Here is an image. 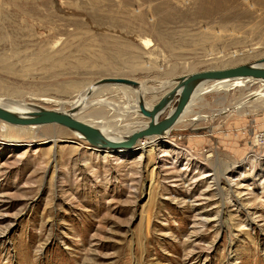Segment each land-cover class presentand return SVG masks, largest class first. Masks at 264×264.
I'll list each match as a JSON object with an SVG mask.
<instances>
[{
    "label": "rangeland",
    "instance_id": "rangeland-1",
    "mask_svg": "<svg viewBox=\"0 0 264 264\" xmlns=\"http://www.w3.org/2000/svg\"><path fill=\"white\" fill-rule=\"evenodd\" d=\"M0 54L16 67L0 70L7 107L76 100L79 118L115 124L119 101L153 105L175 78L263 57L264 0H0ZM107 78L127 84L85 95ZM232 83L203 86L145 154L0 121V264H264V83ZM133 115L103 129L127 135Z\"/></svg>",
    "mask_w": 264,
    "mask_h": 264
},
{
    "label": "water",
    "instance_id": "water-1",
    "mask_svg": "<svg viewBox=\"0 0 264 264\" xmlns=\"http://www.w3.org/2000/svg\"><path fill=\"white\" fill-rule=\"evenodd\" d=\"M262 62H264V56L257 58L252 62L236 64L223 68H209L194 71L181 76L178 82L173 85L172 88L163 93L150 109L146 110L143 108L142 104H140L143 116L149 119L148 123L143 127L132 131L127 139H108L96 126L91 123L74 118L68 113L52 109H43L39 111H31L29 113H25L24 115H16L0 106V120L17 126L58 124L78 132L91 145L98 144L110 148L123 147L131 149L139 142L140 139L160 135L171 127L176 122L184 107L190 102V98L193 96L192 94L196 92V86L201 81H216L249 77L264 83V66L260 65ZM174 100L176 101V104L173 111L160 120L156 119V114H158L157 117L160 116L165 111L167 106Z\"/></svg>",
    "mask_w": 264,
    "mask_h": 264
},
{
    "label": "bare ground",
    "instance_id": "bare-ground-1",
    "mask_svg": "<svg viewBox=\"0 0 264 264\" xmlns=\"http://www.w3.org/2000/svg\"><path fill=\"white\" fill-rule=\"evenodd\" d=\"M42 51V50H41ZM19 53V52H18ZM56 53V52H55ZM104 53V52H103ZM17 54V52H15L14 53V55L15 56H17L16 55ZM41 55V54H40ZM13 56V55H12ZM47 56V55H46ZM52 55H50V57H51ZM54 57V56H53ZM121 57V56H120ZM10 57H7V56H5V55H3V54H0V70L1 71H3V72H11V73H13L15 70H16V67H15V65L13 64V63H10V62H8V59H9ZM43 58V57H42ZM42 58H40V59H42ZM45 58V57H44ZM38 59V58H37ZM48 59V58H47ZM52 59V58H51ZM34 60V59H33ZM39 60V59H38ZM53 60V59H52ZM29 61H31V60H29ZM40 61V60H39ZM42 61V60H41ZM49 61V60H48ZM52 63V62H51ZM31 64V63H30ZM38 64V63H37ZM40 64V63H39ZM55 64V63H54ZM56 65V64H55ZM260 65H262V66H264V62H262V63H260ZM31 66V65H30ZM25 67V66H24ZM41 67H43V66H41ZM40 67V68H41ZM58 67V66H57ZM29 66L28 67H25V68H23V69H21L20 71H25V70H27V71H29ZM44 69V68H43ZM46 69V68H45ZM48 69V68H47ZM50 69H51V67H50ZM185 75H187V74H185ZM180 78V77H179ZM179 78H175L173 81H172V83H171V81H169L168 82V84L169 83H171V84H176L177 82H178V80H179ZM123 78H107V79H102V80H100L99 82H96V83H94L93 85H91V86H89V87H87V89H86V91H85V95H89L90 94V96H91V94L93 93V91L96 89V87H99V88H101V86H105V85H110V84H115V85H125V84H127V83H124L123 82V80H122ZM249 80H254V81H258V80H256V79H254V78H249V77H247V78H235V79H225V80H216V81H201L197 86H196V88H195V91L196 92H194L192 95V98H190V102L188 103V105H186L185 107H184V109L181 111V113H180V115H179V117L177 118V120H176V122L171 126V127H169L167 130H165L162 134H160V135H155V136H151V137H149V138H144V139H140L139 140V142L138 143H136L131 149H127V148H123V147H117V148H110V147H104V146H101V145H98V144H93V145H91V148H93V149H95V150H99V149H101V150H103V151H105V152H110V151H114L115 150V152H117L119 155H127V154H129L130 153V151L129 150H141V152L142 153H144L145 151H146V148L148 147V146H150L151 148H154V147H156L158 144L160 145V142H167L166 140L169 138V137H171V134H172V132L171 131H173V129L177 126V124L178 123H180L181 121H184V116H185V114L188 112V110L192 107V105L191 104H193L192 102L195 100V98H196V95H197V97L198 96H200L201 94H202V92L203 93H205V92H209V91H212V90H218V89H220V88H227L229 85H233L234 83H232V82H235V84H239V83H246V82H248ZM212 83H217L216 85V87L214 86V87H211L210 89H202V92H201V88L203 87V86H205V85H208V84H212ZM75 86H76V84H74ZM73 86V85H72ZM111 87V86H110ZM105 88V87H104ZM214 88V89H213ZM117 89V88H116ZM155 90V89H154ZM119 92V91H118ZM260 94V93H259ZM85 95H84V97H85ZM89 96V97H90ZM113 96V95H112ZM138 96V99H136V101H133L132 102V100H128V102H126V103H122V101H119V105H121V110L118 112H116V114H115V112H114V117H119L120 118V120L119 121H116V123L114 124L112 121H109V120H107V122H99V123H93V122H89V121H86V120H84V119H81V118H79V116L76 114L77 112L76 111H78V110H80V109H77V107L79 106L78 104H79V102L78 103H76L75 104V101L76 100H74V101H72L71 102V109H69V110H56V109H54V110H56V111H60V112H63V113H68L70 116H72V117H74V118H77V119H80V120H84V121H86V122H88V123H91L92 125H94V126H96L108 139H111V140H122V139H127L128 137H129V135H130V133L132 132V131H134V130H137L138 128H141V127H143L144 125H146L147 123H148V118L147 119H145V118H142V117H145V116H143V114H142V111H141V107H140V104H142V106H143V108H145L146 110H148V109H150L151 107H152V105H150V104H148V102L146 101L145 102V99H144V96L143 95H137ZM175 98H177V97H175ZM87 99V98H86ZM109 100V99H108ZM97 101V100H96ZM84 102V101H83ZM91 102V101H90ZM105 102V101H104ZM85 103V102H84ZM99 103H103L102 101H99ZM110 103V102H109ZM5 104H7V103H3L2 102V99L0 98V106L2 107V108H5V109H7L8 111H10V112H12V113H14V114H16V115H24L25 113H29V112H31V111H39V110H43V109H46V108H41V107H26V108H24L23 107V103L22 102H19V101H17V105H22V107H20V106H15V105H13V106H11V104L9 105L10 107H7ZM83 104V103H82ZM86 104V103H85ZM85 104H84V107H85ZM123 105H125L124 107H123ZM170 105H172V104H170ZM15 106V107H14ZM99 106V105H98ZM169 106V105H168ZM168 106H167V108H168ZM80 107L82 108L83 106H81L80 105ZM103 107L104 108H106V107H111V105H109V106H107V104L106 105H103ZM79 108V107H78ZM87 108V107H86ZM166 108V109H167ZM108 109V108H107ZM165 109V110H166ZM53 110V109H52ZM116 111V110H115ZM173 111V109L169 112V114L171 113ZM131 112H133V118H136V117H138V118H140V120H138L137 122H135L134 124H130V127L129 128H131L128 132H129V134H127V135H121V136H117V137H114V136H111V135H109L104 129H103V127H105V126H108L111 130H118L119 132H122V130H120V124H122V117H123V113H131ZM169 114H167V115H169ZM157 115L158 114H156V116H155V118L156 119H158V120H160V118H159V116L157 117ZM166 115V116H167ZM132 118V117H131ZM136 120V119H135ZM1 121V120H0ZM133 121V120H132ZM3 122V121H2ZM5 123V125H6V127L8 128V129H16L15 127H18V128H20V127H24V126H17V125H12V124H9V123H6V122H4ZM98 124H101L100 126L98 125ZM10 127V128H9ZM25 127H35V125H32V126H25ZM4 131V136L5 137H8L7 139L8 140H10V141H15V136H12L11 134H9L5 129H3ZM73 131V130H72ZM74 133H75V135L80 139V140H84V141H86L84 138H83V136L81 135V134H79L78 132H76V131H73ZM11 137H13V138H11ZM176 137V136H175ZM163 140V141H162ZM54 142H57V139H54ZM90 144V143H89ZM173 144H171L170 145V147H173V148H175V145H173ZM170 149V151H171V148H169ZM168 150V149H167ZM169 151V150H168ZM174 151V150H173ZM172 152V151H171ZM132 153V152H131ZM146 153V152H145ZM144 153V154H145ZM174 154H177V151H175L174 152ZM143 156V155H142ZM176 156V155H175ZM235 173V172H234ZM227 182H228V186H229V193H234V190L232 189L233 187L231 186V184L229 183L230 182V180L229 179H227L226 180ZM261 184H262V186H263V189H264V182L262 181L261 182ZM239 197V196H238ZM237 197V199H238V201H239V198ZM247 212V213H246ZM246 212H245V214H248V217H249V210L248 209H246ZM253 213H256V212H253ZM250 220V222H248L250 225H252L254 222H255V220H254V218H249ZM264 230V229H263Z\"/></svg>",
    "mask_w": 264,
    "mask_h": 264
}]
</instances>
